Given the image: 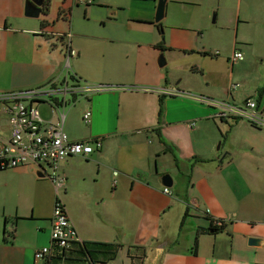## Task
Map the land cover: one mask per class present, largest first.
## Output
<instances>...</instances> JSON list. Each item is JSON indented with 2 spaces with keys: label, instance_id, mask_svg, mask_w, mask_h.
<instances>
[{
  "label": "crops",
  "instance_id": "1",
  "mask_svg": "<svg viewBox=\"0 0 264 264\" xmlns=\"http://www.w3.org/2000/svg\"><path fill=\"white\" fill-rule=\"evenodd\" d=\"M28 1L0 0V94L72 77L95 87L65 108L60 97L58 109L45 101L33 105L45 123L63 113L70 140L99 139L100 146L92 142L91 154L61 163L65 183L58 193L34 165L0 171V264H88L78 242L53 247L45 262L33 259L36 249L50 244L57 200L98 264H264V128L195 99L231 106L251 99L264 119V53L255 82L236 81H243L241 67H250L243 54L264 52V0H235L244 16L238 14L226 52H240L242 59L221 58L222 68L210 64L220 60L200 33L181 25L163 34L154 22L157 0H43L48 16L37 18L25 16ZM79 10L82 24L74 20ZM95 23L106 43L122 39L119 52L95 51ZM143 46L150 51L140 52ZM8 138L0 103V142ZM166 172L173 179L169 194L160 183ZM219 220L224 230L207 234ZM199 228L204 233L197 236ZM250 237L259 243L250 245Z\"/></svg>",
  "mask_w": 264,
  "mask_h": 264
},
{
  "label": "built area",
  "instance_id": "2",
  "mask_svg": "<svg viewBox=\"0 0 264 264\" xmlns=\"http://www.w3.org/2000/svg\"><path fill=\"white\" fill-rule=\"evenodd\" d=\"M76 1L84 5L92 3V0ZM239 59H242V54L233 52L230 60ZM236 88L237 84L230 85L231 90ZM95 91H97L95 87H84L65 79L59 85L49 83L45 88L36 90L1 93L0 103L6 107L8 116L9 138L0 142V171L28 164L34 165L58 193L65 183L60 172L61 163L68 157L84 158L91 154L94 151L93 141L70 140L63 130L65 115L62 113L56 123H45L33 103L45 101L56 108L55 99L60 97L61 106L64 107L66 102L73 100L71 104L69 103L72 105L79 96L84 98ZM161 93L169 96L182 95L172 91H161ZM195 99L219 109L222 115L230 114L248 121L255 127L264 128V119L259 115L254 100H246L243 107H237L207 98L195 97ZM90 116V111L85 112L82 116L83 122L89 123ZM93 144L100 146V140L96 139ZM163 193L169 194L168 188L164 187ZM75 242L80 243L76 230L63 204L57 200L51 217L50 244L36 249L33 259L36 262H45L50 257L53 247L65 250Z\"/></svg>",
  "mask_w": 264,
  "mask_h": 264
},
{
  "label": "rangeland",
  "instance_id": "3",
  "mask_svg": "<svg viewBox=\"0 0 264 264\" xmlns=\"http://www.w3.org/2000/svg\"><path fill=\"white\" fill-rule=\"evenodd\" d=\"M82 7V6H80ZM240 13L241 17L244 16V9L241 7L239 8L238 4L235 2V0H209L206 2H201L197 4H192L189 2L184 3H175L172 4L170 2H167L166 4V10H165V16L160 21V25L162 26V32L163 34L166 31H169L170 29L177 28V27H189L191 30L196 31L197 33L201 34V40L202 43L205 44H211L215 46V50L217 52H213L214 54H218L217 63H210V64H216L218 67L222 68L223 65H221V58L229 57L232 52H226L228 50L231 51L233 39L236 37L237 30L236 25L238 21V14ZM255 11L253 9L250 10V14H254ZM96 14L98 16H101L100 11H96ZM85 19V16L79 10V12L76 13L75 16V22L78 24H82ZM89 25L91 28L90 23H85ZM98 32H101V28L97 23H95V51L100 52L98 48L103 47H110L112 52H119L120 48V41H122L121 38H118L115 43L108 44L106 43L101 37V34L98 36ZM245 32L248 33V30H245ZM86 41V40H85ZM145 50L150 51L148 47H141L140 52H144ZM212 53V54H213ZM264 52H245L243 54L244 60H251L249 69L242 68L243 75H241L243 81L236 80L238 84L241 86L244 85V80L252 82H255V78L257 77L258 73L263 68L258 69L256 66L258 63H260V56ZM209 63V61H207ZM237 63V61H236ZM232 67V72L235 71V68L238 66L239 63H237ZM255 66H253V65ZM249 65V64H248ZM253 66V67H252ZM219 68V69H220ZM250 70L251 73L246 74V72ZM264 85V82L262 86ZM255 100H257V96L254 97ZM245 102V98H242V102ZM237 107H243L242 104H240ZM217 147V146H216ZM109 264H112L109 263ZM148 264V263H146Z\"/></svg>",
  "mask_w": 264,
  "mask_h": 264
},
{
  "label": "water",
  "instance_id": "4",
  "mask_svg": "<svg viewBox=\"0 0 264 264\" xmlns=\"http://www.w3.org/2000/svg\"><path fill=\"white\" fill-rule=\"evenodd\" d=\"M168 0H157L155 14H154V22H160L165 16L166 4ZM25 16L31 18L47 17L48 13L44 9V1L43 0H29L25 4ZM164 42V39H162ZM157 65L159 68H162L166 65V60L164 56V49H160L159 54L157 56ZM48 104V103H47ZM37 176L44 177V174L37 169ZM160 183L163 187H171L173 184V179L170 173L166 172L160 176ZM259 239L250 237L248 238V242L250 245H257L259 243Z\"/></svg>",
  "mask_w": 264,
  "mask_h": 264
},
{
  "label": "trees",
  "instance_id": "5",
  "mask_svg": "<svg viewBox=\"0 0 264 264\" xmlns=\"http://www.w3.org/2000/svg\"><path fill=\"white\" fill-rule=\"evenodd\" d=\"M157 26L159 28V31H161V26L160 25H157ZM156 47L159 48V49H163L161 43L156 44ZM214 55L217 56L218 54H214ZM71 81H73L75 83H79V80L74 79L73 77L71 78ZM256 108H257V106H256ZM92 141H93V143H95L96 139H94ZM224 228H225V222L223 220L211 222V225L208 228L207 234H211V235L216 234V233H218L220 231H223ZM201 233H204V232L200 228L198 230H196L197 236L200 235ZM196 239H195V241L193 243V248L194 249L196 248ZM79 246H80V250L83 253L86 261L88 262V264H98L96 261H94L92 259L91 255H90V252L87 249V244L86 243H83V242L81 243L80 242Z\"/></svg>",
  "mask_w": 264,
  "mask_h": 264
}]
</instances>
